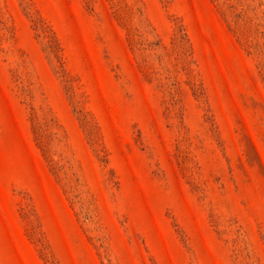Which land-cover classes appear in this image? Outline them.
<instances>
[{
	"label": "rangeland",
	"instance_id": "374dc122",
	"mask_svg": "<svg viewBox=\"0 0 264 264\" xmlns=\"http://www.w3.org/2000/svg\"><path fill=\"white\" fill-rule=\"evenodd\" d=\"M0 264H264V0H0Z\"/></svg>",
	"mask_w": 264,
	"mask_h": 264
}]
</instances>
